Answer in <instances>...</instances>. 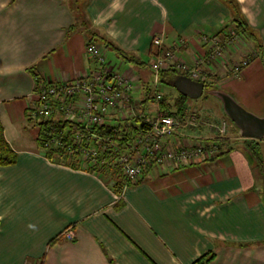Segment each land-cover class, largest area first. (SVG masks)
Masks as SVG:
<instances>
[{"label":"crops","instance_id":"crops-1","mask_svg":"<svg viewBox=\"0 0 264 264\" xmlns=\"http://www.w3.org/2000/svg\"><path fill=\"white\" fill-rule=\"evenodd\" d=\"M236 19L257 40L253 61L236 77L226 73L250 54L251 40L239 35L248 43L230 48L227 64L200 67L216 76L209 89L222 83L240 105L259 113L264 0H0V121L16 153L14 163L0 165V264H192L204 255L205 264H264V139L262 181L243 137L230 132L223 153L178 167L153 165L137 182L123 188L122 180L115 189L106 170L45 157L39 130L27 118L35 78L73 80L94 66L85 52L90 39L101 40L115 70L148 84L159 51L154 37L187 63L200 62L207 49L201 36ZM192 112L196 124L179 128L172 145L215 137L209 126L215 117ZM69 227L71 241L61 235Z\"/></svg>","mask_w":264,"mask_h":264},{"label":"built area","instance_id":"built-area-1","mask_svg":"<svg viewBox=\"0 0 264 264\" xmlns=\"http://www.w3.org/2000/svg\"><path fill=\"white\" fill-rule=\"evenodd\" d=\"M238 40L234 24L225 26L217 34L202 35L201 42L207 47L208 55L203 61L189 66L179 60L173 50L162 49V38L154 37L153 45L159 51L150 62L151 78L146 83L151 95L156 100L162 98L160 72L169 68L205 83L206 76L200 63L225 58L227 46H233ZM85 52L94 64L86 74L68 81L35 78L36 101L28 107L27 118L39 130V149L45 157L62 164L70 163L74 158L80 169L93 172L101 167L105 170L117 167L124 177L122 187L125 188L128 183L137 182L153 165L178 167L217 154L218 146L213 142L172 145L169 138L179 132V128L187 123L196 124L195 114L190 113L182 124L158 108L143 116L140 101L146 84L137 85L115 70L100 45L89 42ZM251 55L233 63L232 75L239 74ZM132 118L137 119V129L140 123L145 127L131 131L128 123L123 122ZM209 126H214L219 135L225 131V123H209ZM48 152L55 154L48 157ZM61 235L69 241L74 238L70 227Z\"/></svg>","mask_w":264,"mask_h":264},{"label":"trees","instance_id":"trees-1","mask_svg":"<svg viewBox=\"0 0 264 264\" xmlns=\"http://www.w3.org/2000/svg\"><path fill=\"white\" fill-rule=\"evenodd\" d=\"M234 25H235L237 33L240 36L244 37L247 40L248 39L251 41L253 40L252 39L253 36L250 35L249 30L246 28V26H244V24L242 22H240L239 20L236 19L234 21ZM91 41H92V39H90L89 42H91ZM113 49L123 59L127 58V56H125V53L123 51H121L120 49H118L116 47H114ZM262 61L264 64V54L262 55ZM179 74L180 73L178 71H176L175 69H171V68L162 70L160 72V76H161L160 82L161 83L166 82V83L170 84L172 82V80ZM215 83H216L215 80L211 78L210 82H208V83L205 82V86L206 87H214L213 84H215ZM142 84L144 85V83H142ZM143 89H144V96L141 97V101H140L143 116H146L151 112V110L149 109L150 104L151 105L155 104L157 106V108L163 114L173 116L181 124L184 123V121L188 118L190 113L188 111V108H186L187 106L185 105V100L188 97H186V96H184L178 92H177L176 96H172L170 93H163L162 98L159 100H156L155 97L151 95L150 88L147 84L144 85ZM129 120L133 122L130 124L128 123V126H129V128H131V131H133V130L137 131L139 129L141 130L145 127V124L140 123V124H138L139 129H137V127H136L137 126V119L132 118ZM259 140L260 139L243 138V145L249 151V154H250L251 158L253 159L252 160L253 166H254V168H257V169H261V153H260V149H259ZM211 142L218 143V146L222 149L220 152H218V154L223 153L224 150L228 149V148H226L228 146V140L226 138H221L219 136H216V137L211 139ZM204 144H208V142H204ZM54 154H55L54 152H48L47 153L48 157H52ZM15 159H16V153L14 152L12 147L9 145V143L6 141L4 134H3V126H2L1 121H0V165H8V164L14 163ZM70 163H76L75 159L74 158L71 159ZM104 171H105V169L101 167L100 169L97 170L96 173H101ZM106 171L109 174V176L112 177V179L114 181L113 186L115 187V189H118L121 186L122 180H123V183L125 182L124 177L122 176L119 168L112 167V168H109L108 170L106 169ZM261 173H262V171H261ZM259 175H260V173H259ZM262 176H263V174H262ZM206 261H207L206 255H204L201 258L195 260L192 264H205Z\"/></svg>","mask_w":264,"mask_h":264},{"label":"water","instance_id":"water-1","mask_svg":"<svg viewBox=\"0 0 264 264\" xmlns=\"http://www.w3.org/2000/svg\"><path fill=\"white\" fill-rule=\"evenodd\" d=\"M170 85L178 93L191 99L199 98L207 88L204 82L193 80L184 74L177 75ZM206 92L220 100L224 113L236 126L240 137L264 139V115L260 116L247 110L222 89L207 88ZM262 197L264 203V193Z\"/></svg>","mask_w":264,"mask_h":264},{"label":"rangeland","instance_id":"rangeland-1","mask_svg":"<svg viewBox=\"0 0 264 264\" xmlns=\"http://www.w3.org/2000/svg\"><path fill=\"white\" fill-rule=\"evenodd\" d=\"M243 39H239L233 46H227V48L225 50V58H226V55H227V51L230 50V48L237 47L238 45H241V44L245 45V44L248 43V41H246L247 39L246 40L244 39V41H243ZM94 43L98 44L97 42H94ZM98 45H100L103 49H105L103 47V44H102L101 40H100V44H98ZM250 46H251V49H250V54L249 55H251L253 53V50L256 51V52L259 51V46H258L257 40H254V41L252 40L251 43H250ZM207 55H208V53L205 51L204 56H207ZM253 56H254V54L251 55V57H250V59L248 61V64L245 65L243 68L247 67L253 61V59H254ZM225 58H221L220 57L218 59H213V60L209 59L208 62H204V63L213 64V65L214 64L215 65L218 64L220 66L222 64H227L226 63L227 60ZM178 59L183 61V62H185L189 66H192L195 63V62L194 63H187L183 59H180V58H178ZM203 60H204V58H203ZM231 64L233 65V63H231ZM263 66H264V64H263ZM206 70L207 71H203V74L206 76V82L207 83L210 82L211 78L215 80L216 76L212 75L208 69H206ZM230 72H231V70L230 71H228V70L226 71L227 74H229ZM232 77H234V75H232ZM258 81H262L260 75H258ZM221 85H222V83L217 85V87L219 88V87H221ZM207 88H209V87H207ZM207 88L204 89V92L202 93V95L199 98H196V99L187 98L185 100V105L187 106L186 108H188L189 113L192 110L196 111V112L198 111L199 113H202L204 116L211 115L212 117H215V121L216 122L213 121L215 124L220 125V124H224L225 123V131L221 135H219L220 133L219 134L217 133L215 135V137L219 136L221 138H225L226 135L229 134L230 132H233L237 136L238 130H237L236 126L233 124V122L224 113L220 100L217 97H215V96H213L211 94H208L206 92ZM220 89H222V87ZM160 90L163 93L177 94V91L173 87H171V85L167 84L166 82H162L160 84ZM227 91H229V90H227ZM258 92H262V88L260 87V85L258 87ZM241 105H242V103H241ZM246 109L251 111V112H253V113H255V114H257V115H260V116L264 115V112H263L264 109L263 108H262L263 110H260L259 113L255 112L253 110H250L248 108H246ZM221 116L224 117V118H220ZM189 126H190V124L187 123L186 127H189ZM226 139L228 140V138H226ZM202 143H204V142H202ZM213 143H215L218 146V143H216V142H213ZM208 144H210V142H208ZM226 148H229V146H227ZM221 150L222 149L218 146L217 153L220 152ZM215 155H216V153H215ZM256 170H257V173H258V176H257V178L259 179L258 181H260V180L262 181L263 178H262L261 169H257L256 168ZM259 173H260V175H259Z\"/></svg>","mask_w":264,"mask_h":264}]
</instances>
